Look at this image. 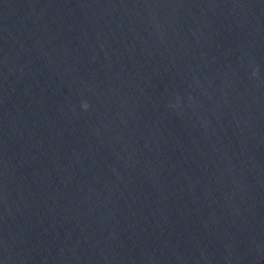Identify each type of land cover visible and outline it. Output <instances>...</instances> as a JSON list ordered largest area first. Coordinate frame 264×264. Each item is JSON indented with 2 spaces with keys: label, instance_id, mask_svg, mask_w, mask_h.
<instances>
[{
  "label": "water",
  "instance_id": "95a60500",
  "mask_svg": "<svg viewBox=\"0 0 264 264\" xmlns=\"http://www.w3.org/2000/svg\"><path fill=\"white\" fill-rule=\"evenodd\" d=\"M0 264H264V0H0Z\"/></svg>",
  "mask_w": 264,
  "mask_h": 264
},
{
  "label": "clouds",
  "instance_id": "9594fccd",
  "mask_svg": "<svg viewBox=\"0 0 264 264\" xmlns=\"http://www.w3.org/2000/svg\"><path fill=\"white\" fill-rule=\"evenodd\" d=\"M83 107L85 108V110L87 109L88 105L87 104H84Z\"/></svg>",
  "mask_w": 264,
  "mask_h": 264
}]
</instances>
